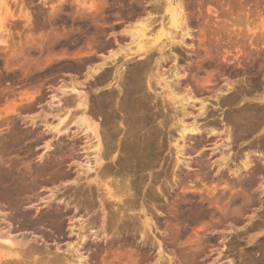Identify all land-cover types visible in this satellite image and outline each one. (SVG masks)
<instances>
[{"label":"rangeland","instance_id":"rangeland-1","mask_svg":"<svg viewBox=\"0 0 264 264\" xmlns=\"http://www.w3.org/2000/svg\"><path fill=\"white\" fill-rule=\"evenodd\" d=\"M59 1L60 0H0V161L6 166L10 164L11 166L14 165V177L19 178L23 176L22 173L25 172L26 166H35L41 163L46 157V154H48L54 160H61L65 157L66 159H64L67 163L75 162V164L71 166L70 171L74 173L75 169L78 168V172L81 173L83 178L85 175L89 176V178L92 177L94 170H89L88 172H85V170L87 165L93 164L95 139L92 138L93 134L90 130L83 126H79L77 123H73L74 120H71V118L73 119V117L79 114V107H76L74 104V106L70 105L69 109L71 110V114L69 113L62 124L59 125L60 128H65L62 130V134H55L54 130L49 128L57 123L59 116H63V112L67 109L63 104V99L72 98L74 101L76 100L73 93H62L63 90L66 88L68 89L70 85L74 83L77 88H82V90L86 92L89 105L91 104L92 107L98 102L99 104L101 103L102 109V98L104 97L103 99H107L103 100L106 103L104 114L108 116L107 127H110V129L108 128L109 131H112L114 128L116 129L115 131L113 130L115 136L111 144H113L112 146L114 149L118 150L120 147V149L116 151L114 158L116 164L111 161L109 162H111L110 166L113 171L119 168L124 169V174H116L113 178L118 176L116 179L119 181L124 179L127 180L129 185L133 186V191L136 195L138 194V197L145 196L144 207L146 206L147 208L145 207V209L152 213L151 217L158 227V231L153 229L155 235L161 239L159 231H170V233H172V235H168L169 238L164 240L165 248H172L176 253H179L181 250L187 253L190 249L196 250L198 247L201 248L200 245H203L202 248L205 250V254L210 256L211 253L210 257L212 258H210V260L208 257L206 258L211 262L212 259L217 257V254L215 256V248L219 247L221 254L218 256L219 258L217 257L218 263L216 262V264H221L222 262L227 264L228 258L231 259L233 264H242L245 261L248 262L250 259L245 255L247 248L251 245L246 243L248 235L257 233L258 235L255 241L264 244V226H262L263 230H253L246 233L247 235L243 234L242 231L245 230V219L242 218L238 223L228 227V223L231 222L228 217L230 211H220V207L225 203H230L229 201L232 200L230 197L234 193L233 190L236 191L239 185L237 182L234 184L232 183L231 176L228 173L229 171L225 170L222 174L226 175L225 177L228 176L227 182L229 181L225 187V181H222L219 176H214L216 171L215 167L209 166L208 161L209 159H211V161L218 159L221 155L226 154L229 148H232L231 151H229L230 156L237 153V161L235 162H239L240 152L249 142L255 141V144H258V142L264 138V129H261L264 126V122L255 130L249 128L251 134H247V137H244L242 131L235 129L231 123L225 124V121L217 126L218 129L215 134H219V136L215 134L210 136L202 134V136L191 137L189 135L190 137L188 138L190 139H186V147L183 150V152H188V154L184 153L180 156L181 159L185 157V160L190 161V167L188 169L183 166L182 161L179 162L178 165L176 164L172 167L175 164V152L172 144L178 139L177 119H183L186 123H189L193 121L192 118L194 119L196 116L195 120H198L199 124L205 121V115H201L202 117L196 115L199 107L197 102L179 101L180 99L178 98L186 93L184 91V85L180 84L181 82L185 79L189 81L188 88L191 89L194 97H196V99H205V101H207L206 108L210 111L212 110V113L216 111L214 116L219 115L217 117L215 116L216 118L219 117V120L223 118L225 113L227 114L231 110H234V107L226 103H224L226 105L223 104L221 107L219 104L217 105L211 90L223 88L226 80L237 81L238 79V81L241 82L243 81L241 78L248 74L249 76L246 77V82L250 79L251 83L252 79L255 78L256 68L261 64V75L264 74V0H183L185 2L184 4H186L185 11L188 13V15L186 14V20L190 29L193 30L194 40L192 41V46L194 50L193 47L190 50L183 44L179 45L180 43L178 44L176 40H174V43V41L170 40L169 42V40H165L164 38L158 45H155L149 50L148 54L150 53L151 55L149 54L148 63L145 64L147 76L144 74V78H141V81H143L142 87L146 93L144 91V93L142 91L139 93V95L143 93L145 96L148 93L147 95L149 97H147L149 101L146 100L145 109H143L144 107L141 109L139 108L140 110L135 108L132 109L131 117H133L135 121L133 122L136 124L133 125V127L131 124L125 123L126 125H124V123L121 122V120L123 121V113L112 109L110 105L111 103L118 102L124 97L125 90L123 89H125V85L123 88L122 83L127 80L123 81V79L128 78L134 65L140 61L136 58L123 63V55L125 54L124 48L133 45L127 43L130 39L123 30L125 27L130 28L139 25V23L137 24L136 22L138 20V12L136 10H139L140 5H138L137 0H61L62 2L60 3ZM146 1L149 2V0ZM160 2L162 6H159V10H151L155 11L152 12V14H155L153 15L155 19H153L149 27L153 33L157 32L159 29L160 22L166 24L170 17V13L165 11L168 8V0H160ZM237 2L239 5L241 4V6H244H239ZM216 5L220 12L221 10H225L222 7L226 8V14L224 16H214L212 12L208 11V8ZM150 6L148 7L146 5L148 10L153 8ZM54 8H57L56 10L58 13H56V10L54 11ZM235 8L241 12L239 11L238 13ZM52 10L54 11L53 13ZM25 13L29 14L30 20L26 19ZM220 20H224L226 23L225 25L229 26L228 32L222 29L215 33L217 26L212 22L216 24V22L218 21L219 23ZM166 25L172 27L170 24ZM212 25H214V27ZM62 27L64 29H62ZM204 27L205 29H203ZM102 29L103 31L105 30L106 34L111 32L116 33L120 46L124 45V43L129 46H124L119 51L115 44L102 47V41L105 39H108L110 43L113 41L112 37L108 36L107 38L106 35V37L103 36L105 33L103 32L102 34ZM201 30H205L206 32H201ZM217 38L223 43L217 45ZM89 41H92L93 44H89ZM189 41L190 40H186L185 44L189 43L187 45H190ZM251 42L253 44L252 46L250 45ZM236 46L239 48H236ZM134 48V46H131L130 49ZM171 49L175 53H172ZM109 51L116 53L113 63L110 62V59L106 61L107 71H113L116 67L120 69L119 71H122V75H119L117 78L119 82L121 81V83H119L121 88L120 92L113 84L115 82L108 84L110 79L102 82V68L94 78H86L87 71H90V68L93 69L95 64L100 63L102 61V56L106 57L111 54ZM129 51L133 52V50ZM247 52L250 53L248 58L245 55ZM172 54L176 55L175 60ZM242 54H244V56ZM222 55H226L225 57L228 58L231 63L226 62ZM253 58L256 59L253 60ZM156 61L159 63H156ZM233 62H240V65ZM68 64H70L73 69L68 66ZM79 65L81 67L80 70V67H77ZM244 65L246 70L242 68ZM181 69L185 70V73H183ZM175 70H179L183 77H181L180 83L173 87V96H175L173 97L169 96L167 91L161 86V83H163L164 78L167 80L174 79L173 74ZM208 74L211 77H209L210 80L207 81ZM120 76L123 78L122 80ZM253 82L251 84H253ZM241 84L242 83H240V87ZM238 87L239 86L236 88ZM62 88L65 89L62 90ZM262 91L261 89L259 93ZM231 94L227 97H232L233 95ZM252 94L253 93L250 91V93H247V97L252 96ZM139 95H134V100L137 101L140 98L141 101L142 97ZM30 104L33 107L32 109H34L33 111H30V108L28 109ZM250 104L254 105L255 103L250 102ZM179 105H183L186 109H183ZM181 109L183 113H185V117L182 116L183 113ZM101 111L99 114H95L93 111L89 112L88 118L91 122H101L100 124L102 126ZM35 114L37 115L35 118L36 126L29 127V129L33 130L34 136L17 139L11 136L12 131L14 134H18L20 129H24L26 125H24V123L26 121L29 122L28 119ZM22 118H24L25 122ZM163 118H165V120ZM133 122L132 124H134ZM139 122L142 125L139 124ZM45 125L49 127L46 128ZM135 127L136 130L134 129ZM226 128L230 130L228 145H224V143H227L225 133H223ZM124 129L127 130V132L130 130L132 131L129 132V134L131 133L129 140L133 139V143L136 144H131L132 146L130 148L133 149L130 153L125 152V149H121L122 144L119 138L123 135ZM41 134L45 136L44 138L49 140V149L44 148V140H40ZM145 136L147 139H145ZM200 137L203 139L207 138L209 142L205 143L206 147L203 150L192 152V147L196 141L195 139ZM260 137L263 138L259 139ZM233 139H235V141H232ZM168 140H170V142ZM182 143V141L178 140L179 145H182ZM259 143H261V141ZM262 148L263 149H259V152L261 150L260 153L263 152L264 154L263 145ZM42 154H45L42 157L43 160H39ZM261 159L263 160L261 156H254V161L261 167H264V160L262 161ZM98 170L99 169H97V171ZM189 172H192V174L194 173V177L192 178L193 182L204 190L202 193L197 192L196 200L200 199V197L204 200H208L212 192L210 195L207 194L206 190L207 187H211L213 189L212 197H214L213 200L215 202L213 204L214 206H212L213 211H194L198 214L195 220L186 218L185 214L187 211H177L175 209L178 204L188 201V198H185L184 194L188 191L186 187H188V181L190 179V177H188ZM20 174L22 175L20 176ZM73 176H75V173ZM110 178L106 179L109 180ZM99 180L102 181V174H99ZM230 184L235 186V188L231 189L232 191H230L228 187ZM57 185L58 183L48 184L43 187L38 186L35 193H38L39 199H41V197L46 198L51 194L48 190H52V188ZM175 185H177V187ZM158 187L160 188L159 190ZM100 192L102 193V190ZM149 192H152L153 195H150L151 193L148 194ZM249 193H251L256 202L255 205L252 206L256 209L254 212L260 215L261 219H264V195L252 189L249 190ZM149 196L154 197L151 198ZM40 201L43 205L40 204ZM44 201V199L38 200V206H44ZM145 202L147 203L145 204ZM171 203H174L173 208H170ZM1 204L2 203H0V205ZM237 205H239V203H237ZM52 206L55 207L56 203H53ZM2 208L4 212L7 213L8 217L10 212L7 208L4 209L5 207L3 206ZM231 208L233 209V207ZM137 209L138 207L136 210ZM136 210H134V212H137L139 209ZM29 212L30 217L28 218L17 217L16 219H11L10 217L9 219V217L7 218L5 215L6 220H2L4 216L0 215V224L3 222L0 225L1 232H10V236H17V241L18 239L20 240L22 236L26 237L25 241L28 243H26L27 245L42 249L45 255L47 253V255L50 254L51 256L56 251L59 255L61 254L64 257L68 256L71 252L68 250L66 243L72 242L74 244L76 242V235L74 234L78 230L79 221L77 219H81V214L82 217L86 219V212L67 211L66 214L59 215V224L58 222L56 223V221L55 223L52 221L49 223V220L39 222V216L45 211L32 210ZM71 213L74 214V218L71 217ZM110 213L112 212L110 211ZM127 213L125 215H127ZM244 213L249 215L251 211H244ZM124 217L127 219L126 216ZM107 218H109V221ZM107 218L105 219L108 223L106 221L105 223L108 224L107 227H110L109 229H112H107L109 237L99 239V241L94 239L93 233V236L90 233V230L94 231L95 228L91 229L93 228L91 227L87 230L90 226L85 223L84 226L86 227H84L83 230L85 234L90 233L88 235L90 237H87L90 240L87 239L88 242H85V245H83V248H85L81 249V252L84 253V256L86 255L85 257L88 259V261L86 259V262H82V264L134 263V260L137 259H135V256H138L137 246H140L138 234H136L138 231V227L136 228V226H139V222L137 221V223L135 220V223L130 222V224L126 219H123L125 220V222H123V220H121L122 218L120 219L118 215L110 220L111 215L109 217L107 214ZM227 218H229L228 221L226 220ZM117 219L120 220L118 221ZM51 222L55 225L58 224L57 227L52 225ZM59 225L61 226L58 227ZM133 225L136 226L134 227ZM55 227L59 230L62 227V230L57 231ZM230 227L232 230L229 231ZM208 228H216L219 232L223 231L227 237L222 240V236L219 233L211 235L208 231H204ZM235 231L242 233L240 237H238V240L234 238ZM210 236H214L215 239L211 241V243H209ZM91 237L95 241L91 239ZM231 240H234V242L238 241L236 243L239 244H236V246L234 243V247L230 245L231 248H229L228 242ZM17 243L19 244V242ZM94 249L97 250L95 251ZM150 251H147L149 255H154V250ZM5 253L6 259L14 258L13 255H7L8 251H5ZM226 254H229L228 258L225 257ZM38 256L41 255H37V257ZM257 256H259V252L256 253V257ZM201 257L198 256V258L196 257V259H193L192 264H194V262L197 264L200 260L204 259ZM200 262L202 263V261Z\"/></svg>","mask_w":264,"mask_h":264},{"label":"bare ground","instance_id":"bare-ground-1","mask_svg":"<svg viewBox=\"0 0 264 264\" xmlns=\"http://www.w3.org/2000/svg\"><path fill=\"white\" fill-rule=\"evenodd\" d=\"M60 2H62V1L60 0L59 3ZM137 3L141 7V8L139 7V10H136L138 12V20L136 22H137V24L139 23V25L133 26L130 28L125 27L123 30L129 36V39H130L129 42H127V43L130 45L133 44L131 46H134L135 50L130 49L131 46L124 48L125 54L123 55V63H125L129 60L136 59V58H137V60H140V61H138L136 63V65H134V68H133V70H131V73L128 75V78L123 79L120 76L121 80L122 79H123V81L127 80L126 81L127 83L125 81L124 82L122 81L123 82L122 83L123 88L125 85V89H123V90H125L124 95H123L124 97L123 96H122L123 98L120 97L121 99L118 102H115V100H114L115 103H113V104L111 103V105H110L112 109L117 110V112L123 113L122 114V115H124V116H122L123 121L121 120L122 119L121 118L120 119L121 122L124 123V125L131 124L132 127H133V125H136L134 123L135 121H134L133 117H131L132 116V114H131L132 109L135 108L138 110L139 108L141 109L143 107H144L143 109H145L146 100L149 101V99H148L149 96L147 95L148 93L146 94V96H145V94H143L145 91L143 90V87H142L143 81H141V78L142 77L144 78V74L146 75V73H147L145 64H147L148 60H149V54H150V53L148 54L149 50L152 47H154L155 45H158V43L161 42L163 38L165 40H169V42H170V40L171 41L176 40V41H178V44L180 43L179 45L183 44L191 50L193 47L192 41L194 40L193 39L194 38L193 30L190 29V27L187 23V20H186L188 13H186V11H185L186 10L185 9L186 4H184L185 2L183 0H173V1L168 0V3H169L168 8L165 11H168L170 13V17H169V20L167 21L168 23H166V24H170L172 27L167 26L164 22L163 23L160 22L159 23L160 24L159 29L157 30V32H154V33L151 31V29H149V27L151 26V23L153 22V19H155L153 16L155 14H152V12H155V11H151V10L157 11L159 6H162L160 4L161 3L160 0H149V2L146 0H137ZM146 5L148 7L150 5H152L150 7H153V8L148 10ZM238 5H239V3H238ZM239 6H241V4ZM243 6H241V7H243ZM211 8H208V11L212 12L214 14V16L215 15H223L224 16L226 14V11H225L226 8H224V7H222V8L225 10H221V12L218 11L219 8H217V5L213 6ZM237 8H235V9L239 13L240 10H238L239 8L238 9ZM56 9L57 8H54V11ZM54 11L52 10V13ZM59 11H61V10H59ZM56 13H58L57 10H56ZM25 16H26L27 20H30V16L28 13L27 14L25 13ZM216 17H218V16H216ZM216 17H215V19H216ZM139 18H142V19H139ZM220 21H219V23H218V21L217 22L215 21L216 24L214 22H212L214 25L217 26V28L215 29V33L222 30V29H224L225 31L228 32L229 26L225 25L226 23L224 20H222L221 22ZM214 25H212V26L214 27ZM231 26H233V25H231ZM62 29H64V28L62 27ZM203 29H205V27ZM203 31H205V30H203ZM203 31L201 30V32H203ZM103 32L105 33L103 36L106 35L107 38H108V36L112 37L113 41L110 43L108 39H105V40L102 39V40H104V41H102V47H108V46L115 44L117 46V50L119 51L124 46H129L125 43H124V45L120 46L119 45L120 42L117 39L116 33L111 32L109 34L108 33L106 34L105 30L103 31V29H102V34H103ZM56 35H57V33H56ZM91 39H93V38H91ZM186 40H190L189 41L190 45H187L189 43L185 44ZM90 43H92V41L91 42L89 41V44ZM174 43H175V41H174ZM222 43L223 42L220 39H218V38L216 39L217 45H220ZM250 45L251 46L253 45L252 42L250 43ZM88 46H91V45H88ZM237 47L238 46H236V48ZM129 50H133V52L129 51ZM193 50H194V47H193ZM171 51H172V49H171ZM109 53H111V54L107 55L106 57L102 56V61L98 64H95L93 66L94 67L93 69L90 68V71L89 70L87 71L86 78H88V77L94 78L95 76L98 75V71H101V68H102V82L110 79L108 84L115 82L113 84L115 85L116 89L120 92L121 88H120L119 83H121V81L119 82L117 80V78L119 77V75H122L121 74L122 71H119L120 69H118L117 67L114 68L113 71L111 70L112 72L107 71V68H106L107 62L106 61L108 59H110V62L113 63L115 60L114 57H115L116 52L112 53V51H109ZM172 53H175V52L172 51ZM227 53H229V52H227ZM172 55L174 56L173 59L175 60L176 55H174V54H172ZM242 55L244 56V54H242ZM245 55L248 58L250 56V53L247 52V53H245ZM225 56L226 55H222L223 59H225L226 62H230V60L228 58H226ZM241 59H243V58H241ZM255 59L253 58V60H255ZM47 61H48V59H47ZM156 63H159V62L156 61ZM233 63H235V62H233ZM236 63H237V65H240V62H236ZM261 65H259L258 68H256L257 70L255 73V78H254L255 80L252 79V81H251V83H252L254 80L253 84L250 83V79H249V81L247 80V82H246V77L249 76V74L247 73L248 74L247 76H243L241 78L243 80L241 82L238 81V79H237V81L236 80L235 81L234 80L228 81V80H226L228 78L226 76L227 78L225 79L226 82H225V85L223 88L211 90L213 92L212 96H213L215 102L217 103V105L219 104V106L221 107V105L223 106V104L226 103L227 105L229 104V105H232L234 107L233 108L234 110H231L227 114L225 113L223 118L219 119V120H218L219 117L216 118L219 115H217V116L215 115L216 117L214 116V113L216 111L214 113H212L213 112L212 110H211L212 111L211 112L210 110H208L206 108L207 101H205V99H199L198 98L199 99L198 100V99H196V97H194V94H192L191 89L188 88L189 81H186V79H185L183 82L180 83L181 77H183V76L180 74L179 70H178L179 72L177 70H175V72L173 74L174 79H170V80H167L166 78L163 79V83H161V86L167 91L169 96L174 95L173 87H175L179 83L184 85V91L186 93L183 96H181L180 98H178V99H180L179 101L180 102H182V101L192 102V103L197 102L199 107L197 109L198 113L196 115L198 117L201 115H205L204 116L205 121L200 123L201 125L199 124L198 120H195L196 116L195 117L193 116L194 117V119L192 118L193 121H191L189 123H186L183 119H177L178 122H176V123H178V139H176L174 141V143L172 144L174 146V152H175V164L172 167H174L176 164L178 165V163L181 161L183 163V166H185L187 169L190 167L189 166L190 161L185 160V157H183V159L180 158V156H182L184 153L188 154V152H183V150L186 147L185 141L190 136L191 137L192 136H202V134L203 135L205 134L206 136H210L212 134H215V133H217L216 131L218 129L217 128L218 124H221L222 122L225 121V124L231 123L235 129L241 130L244 137H245L247 134H251L249 128H251V130L252 129L255 130L258 128V126L261 125V123L264 122V76H263L264 74L261 75V73H262L261 72V68H262ZM68 66L72 67L70 64H68ZM77 67H80V65ZM88 67H90V66H88ZM65 68H66V66H65ZM242 68H243V70H246L245 65ZM72 69H73V67H72ZM80 69H81V67L79 68V70ZM181 71L183 73H185L184 72L185 70L181 69ZM209 77H211V76L210 75L208 76V78L206 79L207 81L210 80ZM239 80H240V78H239ZM244 81L246 82V84ZM124 83H126V84H124ZM240 83H242L241 87H240ZM75 85L76 84L72 83L68 89L66 88L67 90L65 88H62V90L65 89L62 91V93L63 94L73 93L75 95L74 97L76 100L74 101L72 98H69V99L64 98L63 104L67 107V109L65 110V112H63V114H62L63 116H59V119L55 125H52V126L50 125L51 127L45 125V127L46 128L49 127L51 129H53L55 134H58V135L62 134V130L65 128H62V127L60 128L59 125L62 124V122L67 117V115L70 113V111H71L69 109L70 105L74 104L76 107H79L78 108L79 114L77 116L73 117V119L71 118V120H74L73 123H75V124L77 123L79 126H83L84 128L90 130L91 133L93 134L92 138L95 139V145L93 148L94 149L93 164L87 165L86 170H85V172H88L89 170H94L92 177L89 178V176L85 175L83 178V176H81V173L78 172V168L75 169V171H74L75 176H73L74 173L72 171H70V168L73 164H75V162L67 163L65 160L66 159L65 157H64L65 159L62 158L61 160H54L48 154H46V157L44 158V160L42 159V157L45 154H42L39 157V160L40 159L43 160L41 163H39L35 166H30V165L26 166L25 172L22 173L23 176H21L22 174H20L21 177H19V178L14 177V167H15L14 165L11 166V164H10V165L6 166L4 163H2V161H0V203L5 204V206H4V204L0 205V207H1L0 208V215L4 216L2 218V220L7 217V213L4 212V210L2 208V206H3V207H5L4 209L7 208V210L10 212V213L8 212L10 214V216L8 214L9 219H10V217H11V219H16L17 217L28 218V217H30L29 211H32V210H34V211H45L42 213L41 216H39V218H38L39 222H42L44 220H47V221L49 220V223H50V221H52L54 223L56 221V223L58 222V224H59V222H60V221H58V220H60L59 215L66 214L67 211H73V212L74 211H77V212L85 211L87 218L85 219L82 217V214L81 215L79 214L81 216V219L80 220L77 219L79 221V222L77 221L79 223L78 224V230L74 234V235H76V238H75L76 242L74 244L72 242H71L72 244L70 242L66 243L68 250L71 252L68 255L69 257L68 256L64 257L61 254L59 255V253L56 251L54 252V254L51 253L52 254L51 256H50V254L47 255V253L45 255V253H44V251H42V249L36 248L35 246L27 245L28 243L25 241L26 237L22 236L20 238V240L18 239V241H17V239H16L17 236H14V235L10 236L11 234L8 231L1 232V228H0V264H82V262H86L87 258L85 257L86 255L84 256V253L81 252V249L83 248V245H85V242H88L87 239H89V238H87V237H90L88 235L90 233L92 235V233H93L94 236L93 235L92 236L94 237V239H96L98 241H99V239L109 237L108 236L109 234H107V229H109L110 227L109 228L107 227L108 226L107 223L109 221L108 220L109 218H107V214L109 215V217L111 215L110 220L114 216L116 217V215H118V216H120V219L122 218L121 220L126 219L124 217V216H126L127 217L126 220L129 223L130 222L135 223L137 221L139 222V223L137 222L139 224V226H136L137 224L135 226H136V228L138 227L137 228L138 231L136 234H138V239H139L138 242H139L140 246L139 245L137 246V249H138L137 255L138 256L137 257L135 256V259L136 258L137 259L136 260L133 259L135 262L133 261L134 263H132V264H192L193 263L192 260L196 259V257L198 258V256H200V257L202 256L204 258L203 260L199 259L200 261H202V263L199 261V263H201V264H216V262L218 263L217 257L221 254V250H219V247L215 248V256L217 254V257L212 259L211 262L209 261L210 258H212V257H210L211 253H210V256L208 254H205V250H203V248H202L203 245H200L201 248L198 247V249H196V250L190 249V251L187 253L182 251L181 249H180L181 251H179V253L178 252L176 253V251L172 248H170V249H166L167 247L165 248L164 240L169 238L168 235H172V233H170V231L169 232L162 231V230L159 231V234L161 235V239L155 235L153 229L158 231V227L156 226V223L153 221V218L151 217L152 213L148 212L145 209L146 206L144 207V197L145 196L144 197H140V196L138 197V194L136 195L133 191V188H132L133 186L129 185L127 180L121 179L122 181H119L116 179L118 176L116 178H113L114 175H116V174H119V173L124 174L123 173L124 169L119 168V169L113 171L112 167L110 166L111 162L116 164V162H115L116 160H114V158L116 155V151H118L120 149V147L117 150V149H114L112 146L113 144H111L113 137L115 136L114 131L116 129L114 128V129H112V131H109L110 127H107L108 126V116L106 114H104L106 103H105V101H103V100H107V99H103L104 97L102 96L103 97L102 98V109H101V103L99 104L98 102L95 103L94 107H92L91 104H90L91 106L89 105V101H88L86 92H84L81 87H80L81 89H79ZM237 86H239V87L236 88ZM149 88H150V85H149ZM259 89L260 90L262 89L263 91L259 93V91H260ZM65 91H67V92H65ZM141 91L142 92L144 91V92L141 93V95H139V93ZM250 91L253 94H252V96L247 97V93H250ZM229 94H231L233 96L228 98L227 96ZM134 95L141 96L142 100L140 101V98L137 101L134 100ZM173 97H175V96H173ZM70 99L73 101H71ZM97 101H99V100H97ZM148 101H147V103H148ZM246 102H248V103H246ZM250 102H252V103L254 102L255 104L254 105L250 104ZM226 104H224V105H226ZM183 105H181V106L179 105V106L182 107L183 109H186ZM179 106H178V108H179ZM232 106H231V108H232ZM29 108H30V111L34 110V109H32L33 107L31 106V104L28 106V109ZM92 111L95 114H99L101 111V113H102V120H101L102 126L100 124L101 122L99 123L97 121H95V122L90 121V119L88 118V115H89V112H92ZM182 113H183V110H182ZM184 115H185V113H183L182 116L185 117ZM36 117H37L36 114L34 116H31L28 119L29 122L26 121L28 124L25 122L24 118H22V120H24V122H25L24 125L26 124L24 126L25 128L20 129V131H18V134L16 133L17 135L14 134L12 131L11 136H14V138H16V139L17 138H28L30 136H34L33 130L29 129V127L36 126V123H35ZM143 118H142V120H143ZM145 118H147V117H145ZM163 119L165 120V118H163ZM138 121H140V120H138ZM132 122L134 124H132ZM139 124H141V123L139 122ZM222 125H224V124H222ZM1 126H3V125H1ZM26 126H27V128H26ZM126 127H125V129H126ZM263 127L261 129H264ZM125 129L122 133L123 135L121 136V138H119V140L121 141L120 143L122 144L121 149H123V150L125 149L126 150L125 152L130 153L131 150L133 149V148L132 149L130 148L132 146L131 144H135V143H133L134 142L133 139L129 140V136L131 134V133L129 134V132L131 130L129 132H127V130H125ZM134 129L136 130V127ZM101 132H102V135H101ZM118 133H119V131H118ZM220 133H222V132H220ZM223 133H225L226 142H227V143H224V145L225 144L228 145L229 144L228 139H230V130L228 128H226L225 132L223 131ZM259 134H261V133H259ZM215 135L219 136V134H215ZM44 137L45 136L43 134H41L40 140L41 139L44 140V148H48L49 147V145H48L49 140H47ZM263 137H260L259 139H261ZM9 139H11V138H9ZM134 139H135V137H134ZM145 139H147L146 136H145ZM188 139H190V138H188ZM148 140H146V141H148ZM178 140L183 142L182 145L178 144ZM195 140L196 141H195L194 146L192 147V149H193L192 152H196V151L199 152L200 150H203L206 147L205 143L209 142L207 138L203 139L202 137L195 139ZM142 141H143V139H142ZM168 141L170 142V140H168ZM232 141H235V139H233ZM260 141H261V143H259ZM260 141L259 142L257 141L258 144H255V141L249 142L243 148L245 150L242 149V151L240 152L241 155H240V158L238 160L239 162H237V163L235 161H237L236 157L238 154L233 152L234 153V154H232L233 156H230L229 151H231L232 148H229L227 150L226 154L221 155L218 159H215L212 161H211V159H209V161H208L209 166L215 167L216 171L214 173V176H219V178L222 179V181L224 180L226 182V183L224 182L225 187H226L227 183L229 182V181L227 182L228 176L225 177L226 175L222 174L223 171H225V170L229 171L228 173L231 176L232 183L234 184L237 182V184L239 185V188L238 189L236 188L237 189L236 191L233 190L234 193L230 197V199H232L231 201H229L230 203L228 202L229 204L225 203L223 206H221L220 211H230L228 214V217L230 218L231 222L228 223V227L230 225H234V224L238 223L242 218H244L245 219V225H244L245 230L242 231L243 234L249 233L253 230H258V231L263 230L262 226H264V219H261V216L254 212V211H256V209L253 208L252 206L255 205L256 202L254 201L251 193H249V190L252 189L253 191L260 192L262 195H264V167H261L260 165H258V163H256L254 161V156H257V157L261 156V158H263V160H264L263 152L260 153L261 150L259 152L260 148L263 149L262 145L264 147V138L261 139ZM114 144H115V141H114ZM135 145H133V146H135ZM119 160H118V162H119ZM109 161H111V162H109ZM120 164H121V162H120ZM101 166H102V168H101ZM97 169H99V170L97 171ZM99 174H102V181L99 180ZM193 174H192V172H189V174H188V177H190V179L188 181V187H186V189L188 191L184 194L185 198H188V201H186L185 203L178 204V206L175 209L177 211H187V213L185 214L186 218L195 220L198 217V214L194 211H213L212 206H214L213 204L215 202L213 200L214 197H212V195H213L212 190L213 189L211 187H207V190H206L207 194H210L212 192L211 193L212 195L210 194L211 196L207 195V196H210V198L208 200H204L202 197H200V199L196 200L197 192L202 193V191H204V190L199 188L197 186V184L195 182H193V179H192L194 177ZM106 178H110V179L108 180ZM55 183H58V185L54 186L52 188V190H48L49 192H51V194L48 195L46 198L41 197V199L45 200L44 201L45 205L44 206H41V205L38 206L39 203L37 201L41 200V199H39L38 193L37 194L35 193L36 188L38 186L43 187L45 185L55 184ZM230 185L228 187L230 188L229 190L232 191L231 189L235 188V186L234 185L230 186ZM175 186L177 187V185H175ZM173 188H174V186H173ZM159 189L160 188L158 187V190ZM101 190H102V193L100 192ZM148 194L153 195L152 192H149ZM149 197H151V196H149ZM153 197L154 196H152L151 198H153ZM153 200H155V199H153ZM53 203H56L55 207L52 206ZM146 203L147 202H145V204ZM237 203H239V205H237ZM40 204H42L41 201H40ZM60 204H62V205H60ZM137 207L139 209V210L137 209L138 211L136 210ZM173 207H174V203L173 204L171 203L170 208H173ZM231 207H233V209ZM134 210H136L137 212H134ZM1 211H3V212H1ZM12 211H13V213H12ZM110 211L112 213H110ZM244 211H251V214L247 215L246 213H244ZM127 212H129V213H127ZM126 213L128 216L125 215ZM71 214H72L71 217L74 218V214L73 213H71ZM5 215H6V217H5ZM1 216H0V219H1ZM105 218H107L108 221ZM229 218H227L226 220L228 221ZM120 219H117V220L119 221ZM105 221L107 223H105ZM123 222H125V220H123ZM54 223H52V225H55ZM85 223H86V225L90 226L87 228V230L91 227H93L91 229L95 228V230L94 231L90 230V233L85 234V231L83 230L84 227H86V226H84ZM57 225H55V226L57 227ZM60 226L61 225H59L58 227H60ZM56 227H55V229H56ZM61 228H60V230L59 229H56V230L61 231L62 230ZM111 229H109V230H111ZM109 230H108V233H109ZM230 230H232L231 227L229 228V231ZM204 231H208V233L211 235L215 234V233H219L222 236V240L227 237V235H225L223 231L219 232L218 230H216V228H208V229H205ZM242 233L236 232L234 235V238H237L236 240H238V237H240V235ZM257 235H258L257 233L248 235V240L246 241V243L251 244V245L247 248L245 255L250 260L247 259V260H249L247 262V261H245L246 260L245 259V260H243L245 262H243L242 264H264V244H262V242L258 243L259 241L258 242L255 241ZM91 239H93V238L91 237ZM214 240H215L214 236H212V237L210 236V238H209L210 242L207 239V241L209 243H211V241H214ZM17 242H19V244ZM236 242H238V241H236ZM236 242H234V240L233 241L231 240L228 242V245L233 246L234 243L236 245L237 244ZM231 246L229 248H231ZM57 248H56V250H57ZM195 248H197V247H195ZM94 250L96 251L97 249H94ZM150 250L151 251L154 250V255L153 254L149 255V253L147 251H150ZM5 251H8V253L11 252L9 254L7 253V255H13L14 258L13 259H6L5 258V256H6ZM135 251H136V249H135ZM182 252H184V253H182ZM257 252H259V256L256 257ZM37 255H41V256L37 257ZM207 257L209 260L206 259ZM225 257L228 258L229 254L228 255L226 254ZM87 261H88V259H87ZM199 263H197V264H199ZM226 263L227 264H233L231 259H229V258H228ZM83 264H85V263H83ZM194 264H195V262H194ZM221 264H225V263L222 262Z\"/></svg>","mask_w":264,"mask_h":264}]
</instances>
